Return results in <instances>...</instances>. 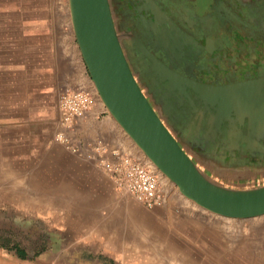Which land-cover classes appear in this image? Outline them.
Listing matches in <instances>:
<instances>
[{
	"label": "rangeland",
	"instance_id": "374dc122",
	"mask_svg": "<svg viewBox=\"0 0 264 264\" xmlns=\"http://www.w3.org/2000/svg\"><path fill=\"white\" fill-rule=\"evenodd\" d=\"M65 4L0 0V264H264V216L211 215L162 180L166 202L147 208L116 187L101 165L110 159L79 147L75 132L69 145L55 139L63 74L93 93L85 69L84 86L71 65ZM98 105L94 94L89 112ZM83 160L92 166L74 163ZM70 173L91 191L68 190L62 177ZM99 174L110 184L96 183Z\"/></svg>",
	"mask_w": 264,
	"mask_h": 264
},
{
	"label": "flooded vegetation",
	"instance_id": "af4514ba",
	"mask_svg": "<svg viewBox=\"0 0 264 264\" xmlns=\"http://www.w3.org/2000/svg\"><path fill=\"white\" fill-rule=\"evenodd\" d=\"M108 2L134 78L188 156L220 183L264 184V125L258 116L217 117L172 92L180 77L208 84L264 80V30L255 23H264V0ZM262 101L255 104L261 108Z\"/></svg>",
	"mask_w": 264,
	"mask_h": 264
},
{
	"label": "water",
	"instance_id": "95a60500",
	"mask_svg": "<svg viewBox=\"0 0 264 264\" xmlns=\"http://www.w3.org/2000/svg\"><path fill=\"white\" fill-rule=\"evenodd\" d=\"M67 9L76 50L97 98L157 173L206 213L226 219L264 216V184L236 189L211 180L162 122L130 70L108 0H67ZM179 79L172 92L192 109L213 111L217 117L226 113L257 115V122L264 125V80L208 84ZM257 98L263 99L261 108L255 104Z\"/></svg>",
	"mask_w": 264,
	"mask_h": 264
},
{
	"label": "built area",
	"instance_id": "2783aa9c",
	"mask_svg": "<svg viewBox=\"0 0 264 264\" xmlns=\"http://www.w3.org/2000/svg\"><path fill=\"white\" fill-rule=\"evenodd\" d=\"M94 94L82 87L63 88L58 97L59 128L55 139L70 144L69 134L76 122L92 108ZM117 188L126 191L147 208L161 206L166 194L160 188V175L149 164L125 151H115L113 158L101 161Z\"/></svg>",
	"mask_w": 264,
	"mask_h": 264
},
{
	"label": "crops",
	"instance_id": "0c3cea01",
	"mask_svg": "<svg viewBox=\"0 0 264 264\" xmlns=\"http://www.w3.org/2000/svg\"><path fill=\"white\" fill-rule=\"evenodd\" d=\"M66 8L63 10L61 16L68 15L67 5L65 4L64 7ZM69 16V15H68ZM256 25L259 26L261 24L262 30H264V23H258V20H255ZM70 27V24H69ZM215 39H221V35H214ZM70 49V48H69ZM68 48H63V54L67 57L71 56V52ZM76 50V49H75ZM73 61L71 65L73 68H77L80 72L81 82L83 85H86V78L84 71V66L82 61L76 51L73 54ZM76 55V57H75ZM66 82L64 83V81ZM59 88H67L75 86V83L72 82L69 77L63 74L62 81L60 83ZM73 132H75V142L78 146H86V148L93 152V156L97 158H105V159H112L113 153L115 151H129L125 145H132V142L126 136V134L118 127V125L114 122V120L106 113L104 108L101 105H98L96 110H91L88 112L84 117L79 119L74 128ZM127 150V151H126ZM76 165L79 166H92V163L87 160L77 161L74 162ZM62 182L64 185L68 187V190L72 192H76L78 194H87L91 191V187L87 184V182L80 181L77 183L73 176L70 174L63 175ZM96 183L106 182V184H110V178L105 174H99L96 177ZM263 185V184H262Z\"/></svg>",
	"mask_w": 264,
	"mask_h": 264
},
{
	"label": "bare ground",
	"instance_id": "6f19581e",
	"mask_svg": "<svg viewBox=\"0 0 264 264\" xmlns=\"http://www.w3.org/2000/svg\"><path fill=\"white\" fill-rule=\"evenodd\" d=\"M90 87H92V86H90ZM92 90H93V88H92ZM93 93L95 94V92H94V90H93ZM95 96H96V94H95ZM97 97V96H96ZM97 101H98V103L100 104V105H103L102 104V102L99 100V98H97ZM125 147H127V149L129 150H131V151H135L134 153H138V158H140L143 162H145V163H147V164H149L151 167H153L154 169H155V167H154V165L151 163V161L147 158V157H145L144 156V153L142 152V151H140L136 146L134 147V146H132V145H125ZM156 170V169H155ZM160 180H162L163 182H166V183H168V181H167V179H166V177H164V176H162V175H160ZM126 229V228H125Z\"/></svg>",
	"mask_w": 264,
	"mask_h": 264
}]
</instances>
